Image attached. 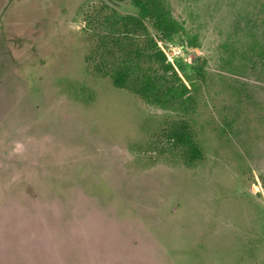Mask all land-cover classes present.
Returning <instances> with one entry per match:
<instances>
[{
	"label": "rangeland",
	"instance_id": "rangeland-1",
	"mask_svg": "<svg viewBox=\"0 0 264 264\" xmlns=\"http://www.w3.org/2000/svg\"><path fill=\"white\" fill-rule=\"evenodd\" d=\"M169 1L166 109L90 59L131 0H0V264H264V0Z\"/></svg>",
	"mask_w": 264,
	"mask_h": 264
},
{
	"label": "trees",
	"instance_id": "trees-1",
	"mask_svg": "<svg viewBox=\"0 0 264 264\" xmlns=\"http://www.w3.org/2000/svg\"><path fill=\"white\" fill-rule=\"evenodd\" d=\"M139 14H123L102 4L88 15L89 23L103 29L99 43L90 59L105 77L119 88L127 89L148 102L163 108H176L191 104V87L181 77L165 51L151 34L149 20L162 39H170L184 29L173 14L169 0H131ZM202 76V68L192 66ZM171 135L184 142L196 154L193 131L182 122L175 124Z\"/></svg>",
	"mask_w": 264,
	"mask_h": 264
}]
</instances>
